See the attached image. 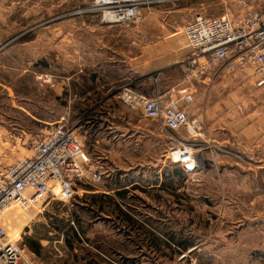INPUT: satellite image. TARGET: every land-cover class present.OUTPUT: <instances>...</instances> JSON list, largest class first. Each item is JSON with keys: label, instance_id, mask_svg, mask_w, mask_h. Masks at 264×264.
Wrapping results in <instances>:
<instances>
[{"label": "rangeland", "instance_id": "obj_1", "mask_svg": "<svg viewBox=\"0 0 264 264\" xmlns=\"http://www.w3.org/2000/svg\"><path fill=\"white\" fill-rule=\"evenodd\" d=\"M93 1L0 0V178L60 124L88 152L85 174L101 173L78 179L70 201L14 205L3 214L26 261L264 264V140L258 149L235 135L193 182L167 158L172 137L120 98L125 88L150 90L145 77H155V94L170 85L166 71L147 70L146 44L152 52L198 14L238 16L239 0H137L144 17L131 24L103 22ZM130 51L138 52L131 68ZM239 81L241 97L251 85ZM250 95L231 109L233 118L252 113L262 129L264 97ZM32 239H43L40 256L27 247Z\"/></svg>", "mask_w": 264, "mask_h": 264}, {"label": "built area", "instance_id": "obj_2", "mask_svg": "<svg viewBox=\"0 0 264 264\" xmlns=\"http://www.w3.org/2000/svg\"><path fill=\"white\" fill-rule=\"evenodd\" d=\"M238 16L198 14L182 28L192 54L182 62L183 82L188 84L217 82L239 74L264 87V11L250 0H239ZM143 3L137 0H94L93 6L103 22L131 24L143 19ZM110 15L111 18H107ZM153 80L155 77H152ZM124 104L154 120L163 133L172 137L173 147L167 158L195 182L205 172L196 149L202 130L198 119H191L174 99L165 100L160 93L147 97L125 88L120 94ZM242 109V105H238ZM64 119V118H63ZM185 130L190 140L178 133ZM176 134V135H175ZM91 158L74 129L64 124L54 127L39 141L34 153L13 163L0 178V264H28L25 249L2 221L3 214L18 205H31L59 199L75 198V182L85 176L100 178L99 170L85 174Z\"/></svg>", "mask_w": 264, "mask_h": 264}, {"label": "crops", "instance_id": "obj_3", "mask_svg": "<svg viewBox=\"0 0 264 264\" xmlns=\"http://www.w3.org/2000/svg\"><path fill=\"white\" fill-rule=\"evenodd\" d=\"M257 7L264 11L262 5L259 4ZM151 47L152 52L150 46L146 44L144 64L147 70L149 72L166 71L167 75L163 78L164 81L170 83L168 88L165 89L164 87L160 94L164 98H167V96L176 97L179 107L187 113L189 118H196L201 122L202 130L200 138L197 140L202 145L196 151L202 162L208 163L212 158V154L215 153V148L217 146H227L231 140L235 139V135L249 144H257L259 149L264 140V127L261 129L252 122L254 120L252 113L239 121H235L231 109L238 102L242 105L245 98L249 99L250 93L258 98L264 97V87L257 88L254 82L250 80L251 87L239 97L238 91H234V89L241 87L238 86L239 80L243 78L241 75L236 74L217 82L205 81L197 84L183 82L182 62L192 54V50L182 34L181 28L166 33L162 39L157 43H153ZM155 49L158 50L157 57L154 54ZM130 50H132V47ZM137 61L138 52L135 51L132 54V51H130V68L132 63L137 64ZM143 81L144 87L150 86V90L145 91L142 88L139 93L147 97H153L156 88H158V83L146 77ZM179 133H182L180 135L183 139H188V136L183 135L182 131ZM212 142L215 144L212 145Z\"/></svg>", "mask_w": 264, "mask_h": 264}, {"label": "trees", "instance_id": "obj_4", "mask_svg": "<svg viewBox=\"0 0 264 264\" xmlns=\"http://www.w3.org/2000/svg\"><path fill=\"white\" fill-rule=\"evenodd\" d=\"M179 172V171H178ZM172 184L174 185V182H172ZM70 232L71 234H73V238L74 239H77L78 236H79V233H78V229H73V228H70ZM45 238H48V237H45ZM72 237L67 239L66 241L70 244V240L73 239ZM41 240L43 239H37V240H31L29 242V244H27V247L32 251L34 252L35 254L39 255L41 254V251L43 249L42 245H41ZM188 248V245L184 246V249H187Z\"/></svg>", "mask_w": 264, "mask_h": 264}, {"label": "bare ground", "instance_id": "obj_5", "mask_svg": "<svg viewBox=\"0 0 264 264\" xmlns=\"http://www.w3.org/2000/svg\"><path fill=\"white\" fill-rule=\"evenodd\" d=\"M107 18L109 19V18H111V16L110 15H108L107 16ZM8 212V211H7ZM12 215V214H11ZM10 214H9V219H11L12 220V216H11ZM19 218V217H18ZM13 220H16V218L15 217H13ZM22 221V220H21ZM10 222V221H9ZM15 223V222H14ZM14 225V224H13ZM10 227V226H9ZM11 228V227H10ZM15 231V230H14ZM13 231V232H14ZM15 234V233H14Z\"/></svg>", "mask_w": 264, "mask_h": 264}]
</instances>
